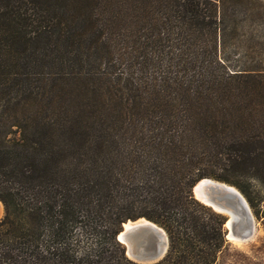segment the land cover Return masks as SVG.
<instances>
[{
    "label": "trees",
    "instance_id": "trees-1",
    "mask_svg": "<svg viewBox=\"0 0 264 264\" xmlns=\"http://www.w3.org/2000/svg\"><path fill=\"white\" fill-rule=\"evenodd\" d=\"M203 178L256 208L264 0H0V264H218ZM143 217L157 262L118 240Z\"/></svg>",
    "mask_w": 264,
    "mask_h": 264
},
{
    "label": "water",
    "instance_id": "water-1",
    "mask_svg": "<svg viewBox=\"0 0 264 264\" xmlns=\"http://www.w3.org/2000/svg\"><path fill=\"white\" fill-rule=\"evenodd\" d=\"M193 194L197 200L223 214L226 224L231 220L233 234H239L238 229H241L243 239L253 237L255 216L248 200L237 187L203 178L193 187ZM242 222L245 225L241 228ZM231 232V229H227V238ZM118 240L126 246L128 256L140 263H153L163 259L170 245L167 232L145 217L125 222Z\"/></svg>",
    "mask_w": 264,
    "mask_h": 264
},
{
    "label": "rangeland",
    "instance_id": "rangeland-1",
    "mask_svg": "<svg viewBox=\"0 0 264 264\" xmlns=\"http://www.w3.org/2000/svg\"><path fill=\"white\" fill-rule=\"evenodd\" d=\"M10 136L16 135L10 134ZM245 181L251 185L252 197L255 201L256 208L251 207L256 220L255 232L253 237L244 243L227 238V244L219 254L218 264H264V185L259 180L245 178ZM0 202L3 207L0 213L1 221L5 216V206L2 201Z\"/></svg>",
    "mask_w": 264,
    "mask_h": 264
},
{
    "label": "bare ground",
    "instance_id": "bare-ground-1",
    "mask_svg": "<svg viewBox=\"0 0 264 264\" xmlns=\"http://www.w3.org/2000/svg\"><path fill=\"white\" fill-rule=\"evenodd\" d=\"M2 206H1V202H0V213H2L1 212V210H2ZM227 226V229H231V233H230V235H229V237H228V239L229 240H232V241H237V242H240V243H244V242H247V241H249V240H247V239H243L242 238V232H243V230H241V229H238V232H239V234H233V228H232V226H231V220L230 221H228V223L226 224ZM243 225V226H242ZM244 225H245V222H242V224H241V226L240 225H238V226H240L241 228L242 227H244ZM237 226V227H238Z\"/></svg>",
    "mask_w": 264,
    "mask_h": 264
}]
</instances>
